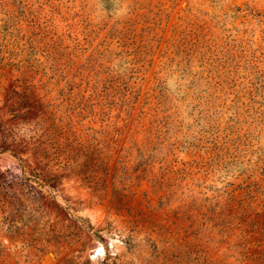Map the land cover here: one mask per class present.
I'll list each match as a JSON object with an SVG mask.
<instances>
[{
  "label": "rangeland",
  "instance_id": "374dc122",
  "mask_svg": "<svg viewBox=\"0 0 264 264\" xmlns=\"http://www.w3.org/2000/svg\"><path fill=\"white\" fill-rule=\"evenodd\" d=\"M0 264H264V0H0Z\"/></svg>",
  "mask_w": 264,
  "mask_h": 264
},
{
  "label": "trees",
  "instance_id": "16d2710c",
  "mask_svg": "<svg viewBox=\"0 0 264 264\" xmlns=\"http://www.w3.org/2000/svg\"><path fill=\"white\" fill-rule=\"evenodd\" d=\"M99 231H96V233H98Z\"/></svg>",
  "mask_w": 264,
  "mask_h": 264
}]
</instances>
